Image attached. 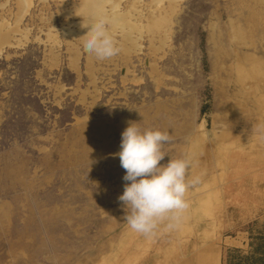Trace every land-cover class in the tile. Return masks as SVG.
<instances>
[{"label": "rangeland", "instance_id": "374dc122", "mask_svg": "<svg viewBox=\"0 0 264 264\" xmlns=\"http://www.w3.org/2000/svg\"><path fill=\"white\" fill-rule=\"evenodd\" d=\"M207 243L264 264V0H0V264Z\"/></svg>", "mask_w": 264, "mask_h": 264}, {"label": "crops", "instance_id": "0c3cea01", "mask_svg": "<svg viewBox=\"0 0 264 264\" xmlns=\"http://www.w3.org/2000/svg\"><path fill=\"white\" fill-rule=\"evenodd\" d=\"M207 244L188 251L182 264H222V250L216 244Z\"/></svg>", "mask_w": 264, "mask_h": 264}, {"label": "bare ground", "instance_id": "6f19581e", "mask_svg": "<svg viewBox=\"0 0 264 264\" xmlns=\"http://www.w3.org/2000/svg\"><path fill=\"white\" fill-rule=\"evenodd\" d=\"M84 6H85V4L81 5V7L83 8V10H84ZM87 6H88V5H87ZM85 8H86V9H85L86 11H88L89 9H91V10H95V8H89V7H86V6H85ZM85 10H84V11H85ZM82 14H83V13H82ZM85 31L90 33L91 31H92V32H96L97 30H96V28H95L93 25L88 24V25L85 26ZM86 32H85V33H86ZM85 40H86V41H89L87 36L85 37Z\"/></svg>", "mask_w": 264, "mask_h": 264}]
</instances>
